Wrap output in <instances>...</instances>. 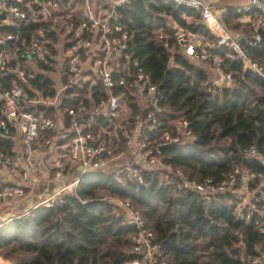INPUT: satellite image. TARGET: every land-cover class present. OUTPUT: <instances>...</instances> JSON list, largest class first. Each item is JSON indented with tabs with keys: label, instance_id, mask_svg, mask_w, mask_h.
I'll use <instances>...</instances> for the list:
<instances>
[{
	"label": "built area",
	"instance_id": "built-area-1",
	"mask_svg": "<svg viewBox=\"0 0 264 264\" xmlns=\"http://www.w3.org/2000/svg\"><path fill=\"white\" fill-rule=\"evenodd\" d=\"M167 1L198 13L211 36L205 39L183 28L173 34L177 55L196 64L210 63L216 70V77L205 86L206 92L233 85V73L221 68L223 57L217 52L221 48L227 49L228 58L241 62L244 70L264 77L261 66L244 52L242 36L224 25V8H218L220 0ZM129 3L130 0H0V138L19 143L18 152L13 147L8 152L0 151V203L18 201L38 183V159L46 149H64L79 176L85 172H114L117 181L122 179L121 165L112 167L113 161L130 151L134 162L127 166L168 171L170 183L175 181L178 187L198 194L204 202L229 195L236 218L256 226L264 244V144L253 142L238 149L242 160L259 164L261 171L236 165L220 180L189 179L181 169L164 165L158 156L160 145L180 146L193 140L188 120H175L160 136L159 145H150L149 132L159 124L158 117L164 112L163 94L130 53L119 12ZM253 10L264 12V0H248L235 7L255 30L252 45L261 42L257 29H264L263 19L252 18ZM39 74L52 80V96L31 86L30 80ZM86 83L89 87L77 107H60L64 100L78 97L71 89H83ZM95 85H99L98 91L92 89ZM129 97L139 111L134 125L132 107L127 104ZM39 108L58 110L61 118L38 111ZM44 133L53 135L42 138ZM121 142L126 150L116 153ZM55 168V178H60L61 162ZM14 174L17 180H7V175ZM79 176L70 192L75 190ZM66 187L43 203L52 205L63 200L61 193ZM113 201L123 213V222L133 228L128 263L168 264L140 210L128 200ZM237 245L243 246L241 238ZM263 261L264 251L244 264Z\"/></svg>",
	"mask_w": 264,
	"mask_h": 264
},
{
	"label": "trees",
	"instance_id": "trees-1",
	"mask_svg": "<svg viewBox=\"0 0 264 264\" xmlns=\"http://www.w3.org/2000/svg\"><path fill=\"white\" fill-rule=\"evenodd\" d=\"M119 12L130 53L163 94L164 112L149 132L150 145L158 146L162 133L180 118L188 120L194 137L158 153L163 164L179 168L195 180H220L236 165L261 171L259 164L242 160L238 149L253 142L264 144V77L244 70L241 62L228 58L227 49L221 48L217 50L223 57L221 68L233 73L234 82L231 87L208 93L207 70L172 52L174 31L165 23L168 17L176 27L211 39L198 13L167 0H130ZM251 14L264 20V12L253 10ZM240 17L233 6L222 14L226 28L241 34L244 52L264 73V43L252 45L255 30L243 25ZM30 83L45 96L54 94L53 82L46 75L39 74ZM88 87L86 83L83 89H71L78 97L64 100L60 107H77ZM92 89L98 91L99 85ZM127 104L132 107L134 125L139 114L137 103L129 97ZM41 110L53 116V109ZM11 146V140L0 138V151L8 152ZM121 149L126 150L123 142L115 152ZM120 169L121 181L114 172H85L73 192L61 193L63 200L52 205L40 203L1 223L0 256L9 264H129L127 250L133 228L123 222V213L113 198L128 200L140 210L168 264H244L264 251L259 229L236 218L229 195L204 202L175 181L165 183L159 176L163 171L138 165H121ZM240 238L242 247L237 245Z\"/></svg>",
	"mask_w": 264,
	"mask_h": 264
},
{
	"label": "crops",
	"instance_id": "crops-1",
	"mask_svg": "<svg viewBox=\"0 0 264 264\" xmlns=\"http://www.w3.org/2000/svg\"><path fill=\"white\" fill-rule=\"evenodd\" d=\"M51 109H53V108H51ZM53 110H54V114L56 115V117H58V119L61 118L60 117L61 115L59 113L60 111L55 110V109H53ZM60 126H61V123H60L59 127ZM11 147H13L16 152L19 151V143L17 141H13ZM61 150L62 149L59 148V151H61ZM56 154L57 153H56L55 149H52V147L49 149H46V151H44L40 154L39 159H38V169H39V174L41 176L39 177L38 183L33 185L31 188L27 189V193H25V196H23L18 201L0 203V224L5 222L9 218L14 217V216L26 214L33 207H35L36 205H38L40 203H43V201L47 197L56 194L60 189H62L65 186H67V187L63 190V192H65L66 190L68 191L69 189L73 188V182H71L70 184H66L64 182L65 179L64 178L62 179V176L60 178H55V173H54L56 170L55 167L51 170V173H49V175L45 174V172L43 170V164H44L43 158L49 157V158L54 159ZM65 155H66V153H65ZM55 159H57V158H55ZM57 161H59V159H57ZM133 162H134V156L130 151H128L123 156L117 157L113 161L112 167H116L119 165H132ZM61 164H63V163L61 162ZM68 164H71V166L73 167V176H75L74 177V180H75L79 176L77 168L70 162ZM64 168L65 167L62 166V171L64 170ZM53 176H54V178H53ZM12 178H14V180H17L16 174H14L13 177L11 175H7V180H11ZM52 179L53 180L56 179L55 180L56 183L61 184V186L56 190L57 191L56 193H54V192L53 193H46L48 191V189H50L49 183ZM30 199L33 201L31 203H27V201ZM0 264H9V261L4 259L2 256H0Z\"/></svg>",
	"mask_w": 264,
	"mask_h": 264
},
{
	"label": "rangeland",
	"instance_id": "rangeland-1",
	"mask_svg": "<svg viewBox=\"0 0 264 264\" xmlns=\"http://www.w3.org/2000/svg\"><path fill=\"white\" fill-rule=\"evenodd\" d=\"M247 2H248V0H220V3L218 4V8L220 10H222V8H224V10H225L226 7H230V6L237 7L239 5H243V4L247 3ZM224 10L221 11L222 14H223ZM165 18H166V22H165L166 25L167 26H171L173 31H175L178 27H176V25L170 20V18H168V17H165ZM239 19H240V21H241V23L243 25H245V24H247L248 26L250 25V23L247 21V19L245 17H240ZM188 32H191V31H188ZM197 34L201 35L205 39H209L210 38L209 36H206V35L198 33V32H197ZM237 34L241 35L240 33H237ZM171 50H172L173 53H176L177 52L176 46L174 48H172ZM188 60H190V59H188ZM193 64L196 65V66H199V67H204L207 70V72L209 74V79H210L209 81L213 80L216 77V73L217 72H216V70L214 68H211V67H209L208 65H206L204 63H199V64L193 63ZM56 153L57 154H56L55 158L59 159V162H62L63 163L62 166L65 167L64 170L62 171V175H61L62 179L63 178L65 179L64 182L66 184H70L71 182H73L75 176H73V167L71 166V164H68L69 161H68V159H67V157L65 155L66 151L64 149H62L61 151H59V152L57 151ZM55 158L54 159L53 158H49V157H44L43 158V160H44V162H43L44 163L43 164V170H44L45 174L49 175V173H51V170L55 167L56 163L58 162L57 159H55ZM161 173L162 174H159L160 179L164 180L165 183H168V182H170L172 180V178H170L171 174L168 171H163ZM40 176L41 175L39 174V177ZM53 178H54V176H53ZM55 180L56 179H54V180L52 179L50 181V183H49V185H50L49 188L50 189H48V191L46 193H53V192L56 193L57 192L56 190L61 186V184L56 183ZM68 191L66 190L65 192H68ZM32 201L33 200L30 199V200L27 201V203H31Z\"/></svg>",
	"mask_w": 264,
	"mask_h": 264
},
{
	"label": "water",
	"instance_id": "water-1",
	"mask_svg": "<svg viewBox=\"0 0 264 264\" xmlns=\"http://www.w3.org/2000/svg\"><path fill=\"white\" fill-rule=\"evenodd\" d=\"M256 32H257V35H258L260 41L262 43H264V29L263 28H258ZM167 147H177V145L176 144L160 145L159 146V151H162L164 148H167Z\"/></svg>",
	"mask_w": 264,
	"mask_h": 264
}]
</instances>
